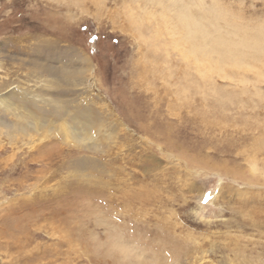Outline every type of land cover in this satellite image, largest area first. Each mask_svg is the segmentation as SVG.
<instances>
[{"label":"rangeland","instance_id":"obj_1","mask_svg":"<svg viewBox=\"0 0 264 264\" xmlns=\"http://www.w3.org/2000/svg\"><path fill=\"white\" fill-rule=\"evenodd\" d=\"M218 2L264 23V0ZM171 16L0 0V264H264V76L201 77ZM61 104L100 128L74 135Z\"/></svg>","mask_w":264,"mask_h":264},{"label":"bare ground","instance_id":"obj_2","mask_svg":"<svg viewBox=\"0 0 264 264\" xmlns=\"http://www.w3.org/2000/svg\"><path fill=\"white\" fill-rule=\"evenodd\" d=\"M148 2L165 4V9L172 12V16L167 20L171 25L170 33L174 37L171 44L175 45L184 59H193L201 77L205 78L214 72L223 78H231L227 66L255 71L264 76V72L259 70L258 66L259 63H264V23L256 26L245 25L238 21L235 14L219 6V2L207 4L209 6H205L202 0H169V3L166 0H148ZM140 18L145 19L143 16ZM85 61L87 62L86 59ZM63 67L54 70L53 66L49 68L45 66L43 69L53 71L62 77H71L79 72V69L72 71ZM241 77V81L246 78L244 74ZM9 99V96H4L0 101L10 105ZM68 112L64 104L56 105L54 117L61 119L65 118V115L70 116L72 122L68 126L74 135L80 133L82 136L81 132L90 133L93 129L100 128L99 119L94 118L88 106L79 108L76 112L69 113L70 115ZM48 121L42 111V126L51 127Z\"/></svg>","mask_w":264,"mask_h":264}]
</instances>
